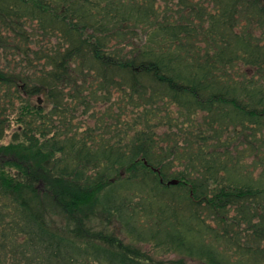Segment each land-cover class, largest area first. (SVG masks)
<instances>
[{"label":"trees","instance_id":"trees-1","mask_svg":"<svg viewBox=\"0 0 264 264\" xmlns=\"http://www.w3.org/2000/svg\"><path fill=\"white\" fill-rule=\"evenodd\" d=\"M13 122L0 264H264V0H0Z\"/></svg>","mask_w":264,"mask_h":264},{"label":"rangeland","instance_id":"rangeland-1","mask_svg":"<svg viewBox=\"0 0 264 264\" xmlns=\"http://www.w3.org/2000/svg\"><path fill=\"white\" fill-rule=\"evenodd\" d=\"M31 102L33 105H38L37 104V99L33 98L31 99ZM80 115V114H79ZM94 119L88 118L86 116H79V118L75 121V125L81 124V126L87 127L88 125H93ZM18 126L15 122L12 123L10 131L8 133V136L0 143L1 145H5L11 142L13 134L17 131ZM174 170H179V169H174ZM145 249H149V247H145ZM152 255H154L157 259H165L164 257L157 256L154 252H152ZM190 264H198L196 262L191 261Z\"/></svg>","mask_w":264,"mask_h":264},{"label":"water","instance_id":"water-1","mask_svg":"<svg viewBox=\"0 0 264 264\" xmlns=\"http://www.w3.org/2000/svg\"><path fill=\"white\" fill-rule=\"evenodd\" d=\"M38 103L41 105L42 104V99L39 98L38 99ZM168 185H177L178 184V181L177 180H171L167 183Z\"/></svg>","mask_w":264,"mask_h":264}]
</instances>
